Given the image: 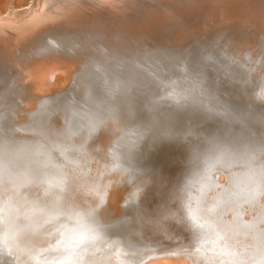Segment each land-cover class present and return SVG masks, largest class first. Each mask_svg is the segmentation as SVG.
I'll use <instances>...</instances> for the list:
<instances>
[{
    "label": "rangeland",
    "instance_id": "obj_1",
    "mask_svg": "<svg viewBox=\"0 0 264 264\" xmlns=\"http://www.w3.org/2000/svg\"><path fill=\"white\" fill-rule=\"evenodd\" d=\"M229 10L217 6L209 18L182 20L57 17L45 21L57 24L35 26L19 37L13 35L16 26L8 32L0 42V264H159L150 262L162 256L143 258L161 250L178 251L164 256L184 258L186 264H264V109L257 106L264 78V20ZM123 26L135 34L126 35ZM61 36L64 42L57 40ZM41 60L64 64L69 79L57 90L61 97L49 91L50 96L42 94L45 99L37 98L29 89L32 83L43 86L47 73L25 75ZM67 106L72 109L66 111ZM108 118L114 134L98 129ZM81 131L90 135L85 141L90 152L70 157L69 140ZM57 140L64 153L51 156ZM114 175L123 210L98 225L94 206L103 196L101 179L105 187Z\"/></svg>",
    "mask_w": 264,
    "mask_h": 264
},
{
    "label": "bare ground",
    "instance_id": "obj_2",
    "mask_svg": "<svg viewBox=\"0 0 264 264\" xmlns=\"http://www.w3.org/2000/svg\"><path fill=\"white\" fill-rule=\"evenodd\" d=\"M220 8H221V6H219ZM223 7V6H222ZM216 10V9H215ZM229 10V9H228ZM221 11V10H220ZM219 11V12H220ZM230 11V10H229ZM228 11V12H229ZM219 12H217V13H219ZM227 13V12H226ZM232 14L234 13V12H231ZM220 14V13H219ZM231 14V15H232ZM223 15V12H222V14L220 15V16H218V17H220L221 18V16ZM230 15V16H231ZM214 16V15H213ZM217 16V15H216ZM235 16V15H234ZM208 18L210 17V16H207ZM212 17V16H211ZM1 18V17H0ZM152 18V17H151ZM213 18H215V17H213ZM219 18V19H220ZM225 18V17H224ZM228 18V17H227ZM226 18V19H227ZM81 19V18H80ZM201 19V18H200ZM207 19V18H206ZM218 19V18H217ZM230 19H231V17H230ZM236 19V18H235ZM242 19V18H241ZM263 20H264V18H262ZM1 20V19H0ZM42 20H43V17H41L37 12L34 14H32L31 16H27V17H25V18H23L22 20H21V22H18V24L16 25V29L15 30H17V33L15 32V33H13V35H15V36H17V35H19V34H25V32H27V31H29V30H31V29H33L35 26H37L40 22H42ZM87 20V19H86ZM146 20V19H145ZM148 20H150V19H148ZM152 20H153V18H152ZM215 20V19H214ZM236 20H238V19H236ZM239 20H240V18H239ZM238 20V21H239ZM53 21V20H52ZM96 21H97V19H96ZM111 21H113V20H111ZM124 21V20H123ZM199 21V20H198ZM211 21V20H210ZM246 21V20H245ZM113 22H115V21H113ZM133 22V21H132ZM131 22V23H132ZM134 22H136V21H134ZM216 22V21H215ZM223 22V21H222ZM224 22H225V20H224ZM223 22V23H224ZM236 23H237V21H235ZM242 22V21H241ZM247 22V21H246ZM260 22V21H259ZM263 22V21H262ZM130 23V22H129ZM226 23V22H225ZM243 23V22H242ZM258 23V22H257ZM261 23V22H260ZM264 23V22H263ZM263 23H262V26H263ZM85 24V23H84ZM93 24V23H92ZM198 24H200V23H198ZM203 24V23H202ZM213 24V23H212ZM220 24H221V21H220ZM233 24V23H232ZM246 24V23H245ZM83 25V24H82ZM91 25V24H90ZM123 25V24H122ZM133 25H135V24H133ZM185 25V24H184ZM218 25V24H217ZM247 25V24H246ZM249 25V24H248ZM208 26V25H207ZM209 26L211 27H213V25H211V24H209ZM223 26V25H222ZM221 26V27H222ZM230 26V25H229ZM242 26V25H241ZM254 26H256L255 24H254ZM258 26V25H257ZM12 27V26H11ZM101 27V26H100ZM104 27V26H103ZM124 27V26H123ZM129 27V26H128ZM193 27H195V26H193ZM197 27V26H196ZM217 27H219V25L217 26ZM221 27H220V29H221ZM247 27V26H246ZM246 27H244L243 26V28H246ZM253 26H251V28H252ZM14 28V27H13ZM119 28V27H118ZM124 28H126V26L124 27ZM201 28H203V27H201ZM240 28H242V27H240ZM254 28V27H253ZM108 29V28H107ZM127 29V28H126ZM199 29V28H198ZM215 29H217V28H215ZM232 29H234L233 27H232ZM256 29V27L254 28V29H252V30H255ZM260 29H262L261 28V25H260V27H259V30ZM37 30V29H36ZM40 30V29H39ZM63 30V29H62ZM100 30H101V28H100ZM244 30V29H243ZM246 31L247 30H249V28H246L245 29ZM245 30H244V32H245ZM257 31H259L258 30V28L256 29ZM192 31V30H191ZM256 31V32H257ZM33 32V31H32ZM40 32V31H39ZM59 32V31H58ZM124 33H126V35L128 34V35H132V34H135V32L136 31H131V29H130V27L125 31H123ZM197 32V31H196ZM260 32V31H259ZM71 33V32H70ZM103 33V32H102ZM123 33V34H124ZM212 33V32H211ZM221 33H223V32H221ZM230 33V32H229ZM255 33V32H254ZM262 33V32H261ZM9 34V33H8ZM52 34V33H51ZM50 34V35H51ZM123 34L122 33H120L119 34V36H123ZM213 34V33H212ZM224 34H226V33H224ZM231 34V33H230ZM249 34V33H248ZM256 34V33H255ZM30 35V34H29ZM37 35V34H36ZM48 35V34H47ZM85 35V34H84ZM104 35V34H103ZM125 35V34H124ZM210 35V34H209ZM215 35V34H214ZM243 35V34H242ZM79 36V35H78ZM157 36H159V34H157ZM253 36H254V34H253ZM17 37H19V36H17ZM51 37H53V36H51ZM50 37V38H51ZM110 37V36H109ZM151 37V36H150ZM216 37H217V35H216ZM216 37H215V39H216ZM222 37H223V39H224V36L222 35ZM227 37V36H226ZM234 37V36H233ZM232 37V39H234ZM11 38H13V37H11ZM39 38V37H38ZM56 38V37H55ZM54 38V39H55ZM65 38V37H64ZM68 38V37H67ZM98 38V37H97ZM220 38V37H219ZM230 38V37H229ZM253 38H255V37H253ZM257 38H259L258 37V35H257ZM15 39V38H14ZM13 39V40H14ZM47 39V38H46ZM52 39V38H51ZM79 39H82V38H79ZM92 39V38H91ZM256 39V38H255ZM260 39V38H259ZM259 39H257L258 40V42L260 41ZM42 40V39H41ZM58 41H63V39H62V36H61V38L59 37L58 39H57ZM85 40V39H84ZM220 40V39H219ZM236 40V39H235ZM241 40H242V38H241ZM248 40V39H247ZM254 40V39H253ZM257 40H254L255 42H257ZM262 40V39H261ZM17 41V40H16ZM56 41V40H55ZM73 41V40H72ZM101 41H102V39H101ZM232 41V40H231ZM253 41V42H254ZM45 42V41H44ZM64 42V41H63ZM74 42V41H73ZM107 42V41H106ZM234 42V41H233ZM246 41H244V43H245ZM249 43H250V40L248 41ZM254 42V43H255ZM257 42V43H258ZM261 42V41H260ZM65 43L67 44V42L65 41ZM79 43H81V42H79ZM97 43V42H96ZM217 43V42H216ZM216 43L215 44H213V45H215L216 46ZM227 44H228V42H226ZM239 43H241V41L239 42ZM247 43V42H246ZM256 43V44H257ZM7 44H9V43H7ZM42 44V43H41ZM60 44V43H59ZM59 44H57V43H53V45H55V48L56 47H59ZM77 44V43H76ZM251 44V43H250ZM250 44H249V46H250ZM44 45V44H43ZM46 45H49V44H47L46 43ZM93 45V44H92ZM260 45V44H259ZM45 46V45H44ZM63 46V45H62ZM70 46V45H69ZM84 46V45H83ZM219 46V45H218ZM229 46V45H228ZM230 46H232V48H233V46H235V45H230ZM255 46V48H257L256 47V45H254ZM12 47H14V46H12ZM40 47V46H39ZM43 47V46H42ZM49 47V46H48ZM77 47V46H76ZM217 47V46H216ZM236 47L237 46H235L234 48L236 49ZM241 47V46H240ZM69 48V47H68ZM85 48H86V46H85ZM218 48V47H217ZM254 47L252 46V49H253ZM254 48V49H255ZM45 49V48H44ZM216 49V48H215ZM234 49V51H236ZM243 49H244V46H243ZM249 49V47L247 48V50ZM254 49H253V52L252 53H254ZM257 50V49H256ZM255 50V51H256ZM52 51V50H51ZM56 51V50H55ZM249 51L251 52L252 50L251 49H249ZM63 52V51H62ZM65 52V51H64ZM67 52V51H66ZM96 52V51H95ZM231 52H233V51H231ZM237 52H238V49H237ZM68 53V52H67ZM83 53V52H82ZM243 53V52H242ZM0 54H2V53H0ZM55 54V53H54ZM90 54V53H89ZM97 54V53H96ZM235 54H237V53H235ZM234 54V55H235ZM250 54V53H249ZM3 55V54H2ZM1 55V56H2ZM98 55V54H97ZM230 55V54H229ZM233 55V54H232ZM243 55V54H242ZM241 55V56H242ZM251 55V54H250ZM7 56H9V55H7ZM58 56H60V55H58ZM66 56V55H65ZM68 56V55H67ZM70 56V55H69ZM74 56V55H73ZM87 56V55H86ZM235 56H237V55H235ZM234 56V57H235ZM249 56V55H248ZM4 57H6L5 55H4ZM10 57V56H9ZM16 57V56H15ZM61 57V56H60ZM75 57V56H74ZM88 57V56H87ZM92 57V56H91ZM231 57V56H230ZM229 57V58H230ZM244 57V56H243ZM3 58V57H2ZM47 58V57H46ZM76 58V57H75ZM94 58V57H93ZM93 58H91V60L93 59ZM103 58V57H102ZM253 58V57H252ZM251 58V59H252ZM9 59V58H8ZM74 59V58H73ZM89 59V58H88ZM108 59V58H107ZM106 59V60H107ZM242 59V58H241ZM249 60H250V57L248 58ZM2 60H4V58L2 59ZM46 60V59H45ZM65 60V59H64ZM79 60V59H78ZM97 60V59H96ZM100 60V59H99ZM245 60H247V59H245ZM245 60H243V61H245ZM49 61V60H48ZM57 61V60H56ZM66 61V60H65ZM73 61V60H72ZM81 61V60H80ZM98 61V60H97ZM248 61V60H247ZM246 61V62H247ZM6 62V61H5ZM14 62V61H13ZM62 62V61H61ZM67 62V61H66ZM92 62V61H91ZM242 62V61H241ZM249 62H251V61H249ZM248 62V63H249ZM9 63V62H8ZM17 63V62H16ZM21 63V62H20ZM96 63H99V62H96ZM100 63H101V61H100ZM99 63V64H100ZM239 63V62H238ZM253 63V62H252ZM4 64H6V63H4ZM10 64V63H9ZM61 64V63H60ZM58 62H53V61H51V62H47V61H43V60H41V62H39V63H37L36 65H34L31 69H27L28 71L25 73V75L27 74L28 75V77H29V74H30V77H34V76H42L44 73H47L46 75H45V80H43L41 83L43 84V86L40 88V85H36L35 83H32L31 85H30V90L31 91H36V95H37V98L38 97H40V98H46L47 97V95H49L50 96V94H47V92H54V93H56L57 95L58 94H60V93H57V92H60V90L59 91H57L58 89H60L59 87H61V85H63V82H64V80L66 79V81H67V78H68V72H66L65 70H63V68L62 67H65L64 66V64H63V66H61ZM67 64V63H66ZM65 64V65H66ZM71 65H72V63H70ZM79 64H80V62H79ZM86 64V63H85ZM89 64V63H88ZM246 64V63H245ZM251 63H249L248 65L249 66H251L250 65ZM3 65V64H2ZM1 65V66H2ZM7 65V64H6ZM5 65V66H6ZM14 65V64H13ZM21 65V64H20ZM78 65V64H77ZM84 65V64H83ZM87 65V64H86ZM105 65V64H104ZM244 65V64H243ZM247 65V64H246ZM245 65V66H246ZM253 65V64H252ZM256 64H254V66H255ZM261 65V64H260ZM11 65H9V66H7V67H10ZM15 66V65H14ZM19 66V65H18ZM94 66V65H93ZM258 66V65H257ZM4 67V66H3ZM6 67V68H7ZM67 67V66H66ZM236 67V66H235ZM256 67V66H255ZM13 68V67H12ZM20 68V67H19ZM27 68H29V67H27ZM72 67L71 66H69V70L71 69ZM97 68V67H96ZM104 68V67H103ZM112 68V67H111ZM244 68V67H243ZM249 68V67H248ZM254 68V67H253ZM10 69V68H9ZM8 69V70H9ZM77 69V68H76ZM90 69V68H89ZM94 69V68H93ZM92 69V70H93ZM99 68H97V70H98ZM106 69V68H105ZM110 69V68H109ZM255 69V68H254ZM254 69H253V71H254ZM3 70V69H2ZM7 70V69H6ZM6 70H4L5 72H6ZM68 70V69H67ZM222 70V69H221ZM223 70H225V69H223ZM243 70V69H242ZM10 71V70H9ZM19 71V70H18ZM73 71H76V70H73ZM82 71V70H81ZM95 71V70H94ZM106 71V70H105ZM251 71V70H250ZM2 72V71H1ZM4 72V73H5ZM57 72V73H56ZM71 72H72V70H71ZM112 72V71H111ZM255 72L257 73V71H256V69H255ZM254 72V73H255ZM259 72V71H258ZM7 73V72H6ZM113 73V72H112ZM254 74V75H256L257 76V74ZM8 74V73H7ZM6 74V75H7ZM20 74V73H19ZM79 74V73H78ZM98 75V74H97ZM252 75V74H251ZM8 76V75H7ZM12 76H14V75H12ZM102 75H100V77H101ZM260 76V75H259ZM94 77V76H93ZM99 77V78H100ZM105 77V76H104ZM108 77V76H107ZM250 77V76H249ZM72 78H74V77H72ZM79 78V77H78ZM97 78V77H96ZM257 78V77H256ZM28 79V78H27ZM69 79V78H68ZM250 79V78H249ZM254 79V78H253ZM260 79V78H259ZM74 80V79H73ZM93 80V79H92ZM96 80V79H95ZM113 80H114V78H113ZM202 80V79H201ZM257 80V79H256ZM8 81V80H7ZM55 81H57V82H55ZM68 81H70V80H68ZM252 81V80H251ZM251 81H250V84H251ZM254 81V80H253ZM261 81V80H260ZM258 82H259V80H258ZM65 83H67V82H65ZM72 83V82H71ZM79 83V82H78ZM85 83V82H84ZM202 83V82H201ZM243 83V82H242ZM241 83V84H242ZM253 83V82H252ZM23 84V83H22ZM11 85V84H10ZM69 85H72V84H70L69 83ZM95 85V84H94ZM103 85V84H102ZM64 86H65V84H64ZM195 86V85H194ZM197 86H199V85H197ZM253 86V85H252ZM67 87H68V85H67ZM72 87H74L73 85H72ZM202 87V86H201ZM200 87V88H201ZM206 87V86H205ZM3 88V87H2ZM62 88V87H61ZM69 88V87H68ZM75 88H77V87H75ZM82 88V87H81ZM89 88V87H88ZM101 88V87H100ZM14 89H15V87H14ZM67 89V88H66ZM85 89V88H84ZM199 88H197V90H198ZM205 89H208L207 87L205 88ZM204 89V90H205ZM63 89H61V91H62ZM68 90V89H67ZM69 90H71V89H69ZM196 90V91H197ZM56 91V92H55ZM111 91V90H110ZM198 91H200V90H198ZM212 91V90H211ZM49 92V93H50ZM193 92V91H192ZM26 93V92H25ZM53 93V94H54ZM69 93H71V92H69ZM91 93V92H90ZM98 93V92H97ZM101 93V92H100ZM113 93V92H112ZM166 93H167V91H166ZM42 94H47V95H42ZM77 94V93H76ZM85 94H87L86 92H85ZM84 94V95H85ZM93 94V93H92ZM231 94V93H230ZM257 94H258V104L259 105H257V106H260V108L262 107L263 109H264V104L262 105V104H260V99L261 98H264V78H263V80H262V82L260 83V87H258V91H257ZM55 95V94H54ZM56 95V96H57ZM74 95V94H73ZM90 95V94H89ZM116 95V94H115ZM196 96H197V93L195 94ZM208 95V94H207ZM209 95H212L211 93L209 94ZM208 95V96H209ZM253 95V94H252ZM251 95V96H252ZM48 96V97H49ZM58 96H60V95H58ZM70 96V95H69ZM77 96H79V95H77ZM91 96V95H90ZM195 96V97H196ZM198 96H200V95H198ZM254 96V95H253ZM31 97V96H30ZM61 97V96H60ZM64 97H66L65 95H64ZM89 97V96H88ZM87 97V98H88ZM99 97V96H98ZM111 97H113L112 95H111ZM194 97V98H195ZM204 97V96H203ZM226 97V99H227V97L228 96H225ZM234 97V96H233ZM254 97H256V96H254ZM1 98V97H0ZM35 98V97H34ZM39 98V99H40ZM52 98V97H51ZM55 98V97H54ZM58 98V97H57ZM69 98V97H68ZM75 98V97H74ZM79 98V97H78ZM78 98H76V100H78ZM81 98V97H80ZM194 98H193V100H194ZM200 98H202L201 96H200ZM211 98H212V96H211ZM10 99V98H9ZM38 99V100H39ZM44 99H41V101L42 100H44ZM60 99V98H59ZM63 98H61V100H62ZM89 99V98H88ZM186 99V98H185ZM197 99V98H196ZM195 99V100H196ZM199 99V98H198ZM203 99V98H202ZM208 99V98H207ZM230 99V98H229ZM254 99V98H253ZM69 100V99H68ZM71 100H72V98H71ZM107 100H108V98H107ZM112 100V99H111ZM193 100H191V103L190 104H192V102H193ZM194 100V101H195ZM219 100V99H218ZM228 100V99H227ZM32 101V100H31ZM55 101V100H54ZM60 101V100H59ZM59 101H58V104H59ZM64 101H65V99H64ZM87 101V100H86ZM98 101V100H97ZM201 101V100H200ZM203 101H205V100H203ZM207 101V100H206ZM208 101H211V100H208ZM253 101H255V100H253ZM253 101H252V103H253ZM44 102V101H43ZM48 102V101H47ZM46 102V103H47ZM51 102V101H50ZM61 102V101H60ZM102 102V101H101ZM185 102V101H184ZM183 102V103H184ZM242 102H244V101H242ZM255 102V103H256ZM40 104H41V102H39ZM38 103V104H39ZM55 103H57V102H55ZM63 103H65V102H63ZM63 103H61V104H63ZM66 103H68V102H66ZM76 103V102H75ZM75 103H74V105H75ZM88 103V102H87ZM111 103V102H110ZM195 103V102H194ZM213 103H214V101H213ZM229 103V102H228ZM26 104V103H25ZM37 104V105H38ZM45 104V103H44ZM44 104H43V106H44ZM78 104V103H77ZM186 104V103H185ZM48 105V104H47ZM69 105V104H68ZM74 105H73V107H74ZM184 105V104H183ZM215 105H218V104H215ZM242 105V104H241ZM247 105L248 106H251V105H249L248 103H247ZM246 105V106H247ZM254 105V104H253ZM27 106V105H26ZM39 106H41V105H39ZM43 106H41V107H43ZM58 106V110H61L62 109V107H59V105H57ZM56 106V104H55V107H57ZM62 106V105H61ZM70 106V105H69ZM81 106H82V104H81ZM105 106V105H104ZM190 106V105H189ZM31 107H32V105H31ZM49 108H50V105L48 106ZM52 108H54L53 106H51ZM64 107V106H63ZM76 107V106H75ZM79 107V106H78ZM186 107H188V105L186 106ZM194 107V106H193ZM214 107V106H213ZM44 108H45V106H44ZM47 108V107H46ZM72 109L71 107H68L67 106V108L65 107L64 109L67 111V109ZM91 108H92V106H91ZM96 108V107H95ZM244 108V107H243ZM242 108V109H243ZM42 109V108H41ZM55 109V108H54ZM53 109V111H55V110H57V109H55L54 110ZM82 109V108H81ZM100 109V108H99ZM104 109V108H103ZM202 109V108H201ZM207 109V108H206ZM211 109V108H210ZM220 109V108H219ZM237 109V108H236ZM245 109H247V111H248V109H249V107H245ZM250 109H251V107H250ZM249 109V110H250ZM32 110H35V109H32ZM44 109H42V111H43ZM52 110V109H51ZM50 110V111H51ZM75 110H78V109H75ZM89 110V109H88ZM181 110H183V108L181 109ZM180 110V112L182 113V111ZM208 110V109H207ZM220 110H222V109H220ZM36 111V110H35ZM47 111V110H46ZM69 111H71V110H69ZM68 111V112H69ZM118 111V110H117ZM179 111V110H178ZM177 111V112H178ZM192 111H193V109H192ZM202 111V110H201ZM232 111H234V110H232ZM236 111V110H235ZM244 111H246V110H244ZM243 111V113L245 114V112ZM45 112V111H44ZM49 112V111H48ZM56 112V111H55ZM59 112V111H58ZM58 112H56V114L58 115ZM77 112V111H76ZM89 112V111H88ZM112 112V111H111ZM113 112H114V110H113ZM184 112V111H183ZM212 112V111H211ZM210 112V113H211ZM230 112V111H229ZM237 112H240V109H239V111H238V109H237ZM264 112V110L262 111V115L264 114L263 113ZM29 113H31V112H29ZM34 113V112H33ZM31 114V116H34V114ZM36 113H37V111H36ZM61 113V112H60ZM62 113H63V110H62ZM70 113V112H69ZM209 113V112H208ZM209 113V114H210ZM233 113V112H232ZM39 114V113H38ZM42 114V113H41ZM40 114V115H41ZM44 114V113H43ZM45 114H46V112H45ZM49 114V113H48ZM51 114V113H50ZM49 114V115H50ZM55 114V113H54ZM55 114V115H56ZM67 114V113H66ZM66 114H63V117H64V115H66ZM72 114V113H71ZM116 114V113H115ZM177 114V113H176ZM202 114V113H201ZM209 114H207V115H209ZM215 114V113H214ZM240 114V113H239ZM252 114H254V113H252ZM251 114V115H252ZM75 115H77V114H75L74 113V116ZM89 115V114H88ZM207 115H205V116H207ZM213 115V114H212ZM249 116H250V113L248 114ZM247 115V116H248ZM257 115V114H256ZM260 115V114H259ZM261 115V116H262ZM38 116V115H37ZM53 116V115H52ZM70 116V115H69ZM72 116V115H71ZM106 116V115H105ZM120 116V115H119ZM224 116H226V115H224ZM238 116V115H237ZM240 116V115H239ZM253 116V115H252ZM44 117H46L45 115H44ZM65 117H67V116H65ZM87 117H89V116H87ZM102 117V116H101ZM108 117V116H107ZM106 117V118H107ZM113 117V116H112ZM115 117V116H114ZM241 117H243V115L241 116ZM260 117V116H259ZM30 118V117H29ZM34 118V117H33ZM50 118V117H49ZM53 118V117H52ZM75 118V120H76V117H74ZM90 118H91V116H90ZM199 118V117H198ZM32 119V118H31ZM31 119H30V121H31ZM35 120H36V116H35V118H34ZM59 119V118H58ZM66 119V118H65ZM68 119V118H67ZM109 119V118H108ZM116 119V118H115ZM120 119V118H119ZM42 121L44 120V118L43 119H41ZM61 120V119H60ZM69 120V119H68ZM72 118H71V122H72ZM118 120V119H117ZM33 119H32V122H31V125H32V123H33ZM42 121H40V122H42ZM46 120H44V122H45ZM103 121V120H102ZM106 121V120H105ZM115 121V120H114ZM39 122V123H40ZM44 122H42L43 124H47V123H44ZM49 122V121H48ZM54 122V121H53ZM56 122V121H55ZM69 122V121H68ZM110 119L108 120V121H106L105 123L103 122V124L98 128L99 130H101V131H103V130H110V134H114V127H112L113 126V124H110ZM119 122V121H118ZM58 123H60V124H58V126L59 125H61V124H63V123H61V121L60 122H58ZM246 123H248V122H246ZM250 123V122H249ZM23 124V123H22ZM34 124V123H33ZM35 124H36V121H35ZM34 124V125H35ZM53 125H54V123H52ZM68 124V123H67ZM88 124V123H87ZM92 124V123H91ZM116 124H117V122H116ZM237 124V123H236ZM37 125V124H36ZM48 125V124H47ZM57 124H55V126H56ZM84 125H86V124H84ZM33 126V125H32ZM38 126V125H37ZM37 126H35V128L37 127ZM41 126H42V124H41ZM41 126H39V127H41ZM45 126V125H44ZM62 126V125H61ZM60 126V127H61ZM71 126H74V125H72L71 123H70V125H69V127H71ZM90 126V125H89ZM43 127V126H42ZM46 127V126H45ZM52 127V126H51ZM57 127V126H56ZM64 127V126H63ZM33 128V127H32ZM31 128V129H32ZM46 128H48V127H46ZM55 128V127H54ZM67 128V127H66ZM52 129V128H51ZM73 129V128H72ZM71 129V130H72ZM93 129V128H92ZM91 129V130H92ZM33 130V129H32ZM50 130V129H49ZM53 130V129H52ZM51 130V131H52ZM61 130H63V129H61ZM71 130H69V132L71 131ZM34 131H36L37 132V130H33V132ZM39 131V130H38ZM40 131H42V128L40 129ZM45 131V130H44ZM44 131H43V133H44ZM47 131V130H46ZM67 131V130H66ZM65 131V132H66ZM73 131V130H72ZM75 131H77V130H75ZM86 131V130H85ZM85 131H81V133L79 132V137L77 138H72V139H68L69 140V142H72L73 141V145H74V143H76L75 144V146L73 147V148H69L68 149V156H72V155H76L77 154V158H80V156L81 155H85V154H88L90 151H89V146H88V143L87 144H85V141H86V139L88 140V136H90V135H88V132H85ZM88 131V130H87ZM94 131V130H93ZM50 132V131H49ZM53 132H55V129H54V131ZM57 132V131H56ZM55 132V133H56ZM68 132V131H67ZM92 132V131H91ZM26 133V132H25ZM38 133V132H37ZM48 133V132H47ZM50 133H52V132H50ZM73 133V132H72ZM133 134V133H132ZM185 134H187V133H185ZM34 135V134H33ZM39 135V134H38ZM52 135V134H51ZM59 135H61V134H59ZM64 135V134H63ZM96 135V134H95ZM131 135V134H130ZM137 135V134H136ZM136 135H135V137H136ZM67 136V135H66ZM72 136V135H71ZM132 136V135H131ZM133 137V136H132ZM48 138V137H47ZM51 138V137H50ZM56 138V137H55ZM61 138H63V137H61ZM60 138V139H61ZM109 138V137H108ZM137 138V137H136ZM41 139V138H40ZM39 138L38 139H36L37 141H39L40 140ZM57 139V138H56ZM55 139V140H56ZM93 139V138H92ZM32 140H34V139H32ZM47 140V139H46ZM49 140V139H48ZM54 140V141H55ZM36 141V142H37ZM50 141V140H49ZM61 141L62 140H60V141H58L57 140V142L56 143H58V145H56L55 144V147L56 148H52V150H53V152L51 153V156H52V154H57L56 155V157H58V155L59 156H62V153H64L63 151L64 150H62V149H60L61 148V146H60V144L59 143H61ZM136 141V140H135ZM33 142V141H32ZM31 142V143H32ZM52 142V141H51ZM110 142V141H109ZM38 143V142H37ZM37 143H35V144H37ZM42 143V142H41ZM107 143V142H106ZM64 144H66V142H63V145ZM31 145V144H30ZM34 145V144H33ZM33 145L31 146V147H33ZM92 145V144H91ZM103 145V144H102ZM105 145V144H104ZM35 146V145H34ZM45 146H47L46 144H45ZM36 148V147H35ZM35 148H31L32 150H34ZM47 148V147H46ZM103 148V147H102ZM30 149V150H31ZM66 149V148H65ZM36 150H37V148H36ZM37 153H38V150L36 151ZM42 152V151H41ZM49 152V151H48ZM47 152V153H48ZM51 152V151H50ZM16 154H18V153H16ZM30 154V153H29ZM38 154H40V152L38 153ZM32 155V154H31ZM42 155H44L43 153H42ZM46 155V154H45ZM65 155V154H64ZM185 155H186V153H185ZM33 156V155H32ZM49 156V155H48ZM184 156V155H183ZM45 158L47 157V156H44ZM73 157V156H72ZM82 157V156H81ZM42 158V157H41ZM40 158V159H41ZM31 159V158H30ZM34 160V159H33ZM36 160V159H35ZM80 160V159H79ZM31 161V160H30ZM42 161V160H41ZM32 162V161H31ZM35 162V161H34ZM25 163V162H24ZM96 163V162H95ZM34 164H36V163H34ZM37 165V164H36ZM28 166V165H27ZM31 166V165H30ZM101 167V166H100ZM97 169V168H96ZM95 169V170H96ZM91 170V169H90ZM93 170V169H92ZM126 170V169H125ZM99 171V170H98ZM105 171V170H104ZM134 172V171H133ZM133 172H131V173H133ZM140 172V171H139ZM143 172V171H142ZM183 172V171H182ZM126 173H129V172H126ZM109 175H111V174H109ZM135 175V174H134ZM98 176H100V175H98ZM128 176V175H127ZM130 176V175H129ZM128 176V177H129ZM90 177H92V176H90ZM115 177V178H114ZM127 177V178H128ZM132 177V176H131ZM87 178H89V176L87 177ZM100 178V177H99ZM107 178V177H106ZM114 178V179H113ZM125 177H123V178H121L122 180L124 179ZM130 178V177H129ZM128 178V179H129ZM108 180H107V183H106V186L104 187V183H105V181H104V177L102 176V179H101V182H102V185L100 186L101 188H102V192H103V196H102V198H101V194H100V197H99V201L96 203V205L94 206V209L97 211V214L95 215V216H97L96 218H97V222H98V225H99V223H110L111 222V219L115 216V214L116 213H122V209H121V207L119 206V205H117V201H118V199L120 198V196H121V190H122V188H121V186L118 184H115V180H116V175H114L113 177H112V179H111V176H109V178H107ZM129 181V180H128ZM132 182V181H131ZM122 183H124V182H122ZM122 183H120V184H122ZM130 184V183H129ZM124 185H125V183H124ZM124 185H123V189H124ZM99 187V188H100ZM126 188V187H125ZM127 189V188H126ZM124 191V190H123ZM125 192H123V194H124ZM123 197V196H122ZM124 199V198H123ZM125 200V199H124ZM124 200H122V201H124ZM66 210H67V208H65ZM119 209H121V211H118ZM66 210H65V212H66ZM93 214L91 213V211L89 210V216H92ZM95 216H94V218H95ZM115 223V222H114ZM103 225V224H102ZM100 227V226H99ZM104 227V226H103ZM108 227V226H107ZM101 229V228H100ZM104 229V228H103ZM138 230L140 231V229L138 228ZM103 231V230H102ZM146 231V230H145ZM106 232V231H105ZM145 233V232H144ZM147 233L148 234H151V231H147L145 234L147 235ZM28 234V233H27ZM32 234H34V233H32ZM32 234H30V237H31V235ZM108 234V233H107ZM35 235V234H34ZM105 236H106V234H104ZM28 236H29V234H28ZM33 236V235H32ZM36 236H39V235H36ZM105 236H101V237H105ZM140 236V237H139ZM139 236L137 237V239H138V241L139 240H143L144 241V239L143 238H141V235L139 234ZM41 237V236H40ZM109 238V237H108ZM119 238V237H118ZM31 239H33V237L31 238ZM109 239H114L113 237H110ZM115 239H117L116 237H115ZM26 240H27V237H26ZM35 240V239H34ZM34 240H33V242H34ZM36 240H37V237H36ZM35 240V241H36ZM80 240V239H79ZM29 241H30V239H29ZM45 241V240H44ZM26 244H28V241H27V243ZM50 244V243H49ZM43 246V245H42ZM41 246V247H42ZM27 247V246H26ZM39 247H40V244H39ZM47 247V246H46ZM46 247H44V248H46ZM28 248V247H27ZM52 248V247H51ZM31 250H33L32 248H30ZM37 250H38V248H36ZM48 249V248H47ZM46 249V250H47ZM53 249V248H52ZM60 249V248H59ZM35 250V249H34ZM36 250V251H37ZM44 250V249H43ZM49 250H50V248H49ZM54 250V249H53ZM52 250V251H53ZM56 250V249H55ZM39 251V250H38ZM50 252V251H49ZM176 252H178V251H172V250H165V251H159V252H155V253H148L147 254V256H145V258H143V259H153V258H155V257H160V256H162V257H160V258H157V259H153V260H151V262L150 263H154V262H159V264H186V260L184 259V258H181V257H174V256H164V255H172L173 253H176ZM40 254L42 255V253L40 252ZM145 255V254H144ZM143 255V256H144ZM45 257V256H44ZM146 263V262H145ZM84 264V263H83Z\"/></svg>",
    "mask_w": 264,
    "mask_h": 264
},
{
    "label": "water",
    "instance_id": "obj_3",
    "mask_svg": "<svg viewBox=\"0 0 264 264\" xmlns=\"http://www.w3.org/2000/svg\"><path fill=\"white\" fill-rule=\"evenodd\" d=\"M223 5L237 17L264 18V0H0V42L8 39V32L18 22L36 12L43 17L37 27L45 28L57 24H45L47 20L73 16L199 19L214 14L216 7ZM129 230L136 237L143 232Z\"/></svg>",
    "mask_w": 264,
    "mask_h": 264
}]
</instances>
